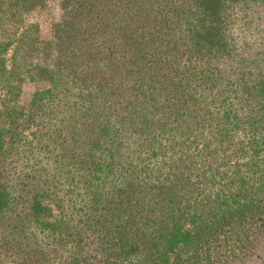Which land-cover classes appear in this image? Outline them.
Instances as JSON below:
<instances>
[{
  "label": "trees",
  "instance_id": "1",
  "mask_svg": "<svg viewBox=\"0 0 264 264\" xmlns=\"http://www.w3.org/2000/svg\"><path fill=\"white\" fill-rule=\"evenodd\" d=\"M47 1L0 0V264L248 260L264 0Z\"/></svg>",
  "mask_w": 264,
  "mask_h": 264
},
{
  "label": "rangeland",
  "instance_id": "2",
  "mask_svg": "<svg viewBox=\"0 0 264 264\" xmlns=\"http://www.w3.org/2000/svg\"><path fill=\"white\" fill-rule=\"evenodd\" d=\"M59 13L60 9L58 0H48L46 7L37 12L34 20L40 25L42 38H49L52 23L59 16ZM34 90L35 86L33 84L27 83L23 86L21 97L23 103H27L31 99ZM245 262L236 264H264V243L260 245L254 252V255L249 257Z\"/></svg>",
  "mask_w": 264,
  "mask_h": 264
}]
</instances>
